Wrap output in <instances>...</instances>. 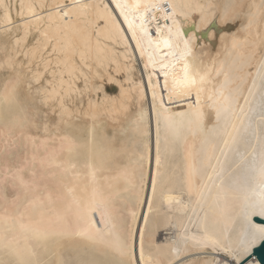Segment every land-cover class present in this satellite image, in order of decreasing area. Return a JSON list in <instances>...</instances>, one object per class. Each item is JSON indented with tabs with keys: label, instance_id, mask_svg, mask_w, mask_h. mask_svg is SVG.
<instances>
[{
	"label": "bare ground",
	"instance_id": "6f19581e",
	"mask_svg": "<svg viewBox=\"0 0 264 264\" xmlns=\"http://www.w3.org/2000/svg\"><path fill=\"white\" fill-rule=\"evenodd\" d=\"M0 70V264H240L263 240L264 0H0Z\"/></svg>",
	"mask_w": 264,
	"mask_h": 264
},
{
	"label": "snow or ice",
	"instance_id": "6c2138e0",
	"mask_svg": "<svg viewBox=\"0 0 264 264\" xmlns=\"http://www.w3.org/2000/svg\"><path fill=\"white\" fill-rule=\"evenodd\" d=\"M118 7H120V5H118ZM165 46L171 47V45H169L167 41H165ZM185 47L187 49V41H185ZM177 83L184 89L183 94L187 95L191 92L192 88L194 87L199 88V86H201L204 83V77L199 76L198 73H192L190 66L187 63H185L183 66V77ZM157 163L159 164V160H157ZM262 172H264V169H262ZM152 191L155 194L156 192L155 181L152 182ZM262 215H264V213H262ZM253 227L258 233L261 234L259 238L264 239V227H257V226H253Z\"/></svg>",
	"mask_w": 264,
	"mask_h": 264
},
{
	"label": "rangeland",
	"instance_id": "374dc122",
	"mask_svg": "<svg viewBox=\"0 0 264 264\" xmlns=\"http://www.w3.org/2000/svg\"><path fill=\"white\" fill-rule=\"evenodd\" d=\"M6 2L10 5V4H12L13 2H14V0H6ZM14 19H16L15 17H14ZM2 36V35H1ZM164 43H165V39H164ZM164 52H166V48L164 47ZM21 57V54H19L18 55V57L17 58H20ZM1 72H3V70H0ZM104 84H105V87L107 88V91H108V94H111V95H115L116 93H117V87H116V85L114 84V83H108V82H104ZM110 86H112L113 87V89L112 88H110ZM81 100H83V102H79L78 103V105H79V107H80V109H82L83 108V106L85 105V99H81ZM49 117L50 118H54L55 117V115L53 114V113H51V114H49ZM33 119H34V122H33V125L35 124H41V122H42V119H43V114H36V115H34V117H33ZM82 121H83V119H82V117H79V119H78V122L79 123H82ZM33 125H31L29 128H28V132H29V136H30V138L32 137V138H35V139H37L38 138V136L40 135V131L41 130H39V129H34V126ZM53 126L51 125L50 127H49V132L47 133V135L49 136L52 132H53Z\"/></svg>",
	"mask_w": 264,
	"mask_h": 264
},
{
	"label": "water",
	"instance_id": "95a60500",
	"mask_svg": "<svg viewBox=\"0 0 264 264\" xmlns=\"http://www.w3.org/2000/svg\"><path fill=\"white\" fill-rule=\"evenodd\" d=\"M252 219L257 223H263L264 224V220H261L255 216ZM252 255H254L257 258V260L259 261L260 264H264V239L259 243L258 246H256L254 249H252V254L250 256H248L245 260H243L240 264L245 262Z\"/></svg>",
	"mask_w": 264,
	"mask_h": 264
}]
</instances>
